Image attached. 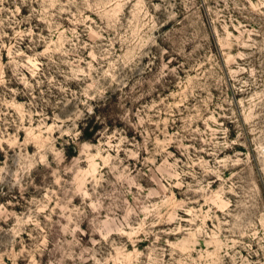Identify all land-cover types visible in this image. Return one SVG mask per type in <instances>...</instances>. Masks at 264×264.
Returning <instances> with one entry per match:
<instances>
[{
    "label": "rangeland",
    "instance_id": "rangeland-1",
    "mask_svg": "<svg viewBox=\"0 0 264 264\" xmlns=\"http://www.w3.org/2000/svg\"><path fill=\"white\" fill-rule=\"evenodd\" d=\"M0 264H264V0H0Z\"/></svg>",
    "mask_w": 264,
    "mask_h": 264
},
{
    "label": "trees",
    "instance_id": "trees-1",
    "mask_svg": "<svg viewBox=\"0 0 264 264\" xmlns=\"http://www.w3.org/2000/svg\"><path fill=\"white\" fill-rule=\"evenodd\" d=\"M89 119H90V116L87 117L85 120L86 126H85V124H82L84 126V128L81 129L82 130V137L84 139H87V140L90 139L91 134L93 135V132H95V130L97 129V126H95V127L92 126V122L89 121ZM90 129H92L91 132H88V130H90Z\"/></svg>",
    "mask_w": 264,
    "mask_h": 264
}]
</instances>
